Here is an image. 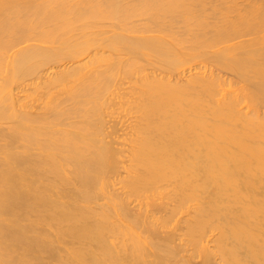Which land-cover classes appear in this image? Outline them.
Returning a JSON list of instances; mask_svg holds the SVG:
<instances>
[{"label": "bare ground", "instance_id": "6f19581e", "mask_svg": "<svg viewBox=\"0 0 264 264\" xmlns=\"http://www.w3.org/2000/svg\"><path fill=\"white\" fill-rule=\"evenodd\" d=\"M242 1L0 0V264H264Z\"/></svg>", "mask_w": 264, "mask_h": 264}, {"label": "rangeland", "instance_id": "374dc122", "mask_svg": "<svg viewBox=\"0 0 264 264\" xmlns=\"http://www.w3.org/2000/svg\"><path fill=\"white\" fill-rule=\"evenodd\" d=\"M236 2H237L238 4L244 3L242 0H236ZM261 27H262V26H261ZM263 28H264V27H263ZM263 32H264V31H263ZM247 38H248V37L243 38V39H247ZM249 38H250V37H249ZM207 66H208V65H207ZM208 67H209V66H208ZM214 68L216 69V67H213L212 65H210V69L213 70ZM215 69H214V70H215ZM215 71H216V70H215ZM224 74H228V73H224ZM230 75H231V74H230ZM230 75H229L228 77H231ZM232 78H233V76H232ZM233 80H234V79H233ZM234 81H236V80H234ZM111 124H112V122H111L109 125H111ZM119 128H120V127H119ZM120 130H121V129H120ZM120 130H119V131H120ZM121 132H122V130H121ZM118 133H119V132H118ZM119 134H121V133H119Z\"/></svg>", "mask_w": 264, "mask_h": 264}]
</instances>
